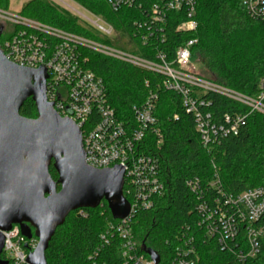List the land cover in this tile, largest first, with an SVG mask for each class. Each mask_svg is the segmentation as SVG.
<instances>
[{
	"label": "trees",
	"instance_id": "obj_1",
	"mask_svg": "<svg viewBox=\"0 0 264 264\" xmlns=\"http://www.w3.org/2000/svg\"><path fill=\"white\" fill-rule=\"evenodd\" d=\"M76 1L110 23L116 37L127 43L129 50L115 45L92 25L48 0L25 2L20 15L149 60L155 59L158 48L167 51L172 58L178 46L189 39H197L193 54L215 81L251 97L259 93L258 83L264 76V19L252 17L243 0H196L198 25L195 31H176V25L182 19L176 13H170L165 42L152 41L146 46L132 37L133 24L135 20L144 18L145 8L155 0H144V9L124 7L118 11L113 10L107 0ZM8 5L9 0H0L1 9L8 10ZM18 27L16 25L15 29ZM2 36L0 30V41ZM78 50L87 60V67L103 79L108 100L126 126H136L134 108L145 102L151 90L158 93L154 115L162 144L157 146L158 137L151 129L143 148L159 157L160 176L165 189L163 195L154 197L151 208L140 210L133 220V233L141 244L140 252L144 253L142 244L145 243L159 254L162 264H171L176 247L186 237L193 239L199 264H264V243L255 257L240 262L235 253L230 249L222 250L217 240L198 226L200 214L196 206L200 200L187 185L188 180L198 178L201 185L207 187L217 172L227 193L238 194L246 189L264 187V114L251 112L237 134L227 135L219 144L209 148L202 143L196 131L195 118L184 108L180 95L158 86L165 75L91 47L79 46ZM203 98L209 101L203 110L210 112L215 122H223L228 114L249 111L246 105L217 92L210 91ZM20 113L26 117L37 116L31 97L25 101ZM50 172L57 179L58 174L52 165ZM208 192L218 193L211 189ZM116 221L118 219L113 217L105 200L96 208L71 212L49 243L47 263L125 264L121 256V239L114 236L108 244H103L101 239L107 224ZM259 224L264 225V216ZM32 232V237L37 239L33 228ZM239 240L244 247L243 232ZM239 247L231 243L233 251Z\"/></svg>",
	"mask_w": 264,
	"mask_h": 264
},
{
	"label": "built area",
	"instance_id": "obj_2",
	"mask_svg": "<svg viewBox=\"0 0 264 264\" xmlns=\"http://www.w3.org/2000/svg\"><path fill=\"white\" fill-rule=\"evenodd\" d=\"M55 1L69 6L65 0ZM107 1L115 11L124 7L144 9V0ZM243 2L252 17L264 19V0ZM196 5V0H155L149 8H145L144 18L134 21L132 37L144 46L157 40L165 42L170 13H176L182 19L176 25V31H195L198 25L195 19ZM75 12L82 14L76 10ZM84 16L98 31L116 36L114 27L101 16L95 15L98 18L94 20ZM6 21L12 22L14 29L8 38L0 41L1 50L8 60L19 66L46 68L47 99L61 116L71 118L80 127L87 164L98 169L116 165L124 168L123 193L128 198L129 213L126 217L107 224L101 234L103 244H108L110 238L118 236L125 264H162L161 257L159 263H155L145 252H140L141 244L135 239L132 227L136 214L140 210L151 208L154 197L163 195L165 189L160 176L159 157L143 148L151 129L158 137L157 146L162 144V135L155 127L157 119L154 115L158 93L151 90L145 102L134 108L136 126H126L108 100L103 79L87 67V60L82 58L79 46L91 47L165 75L166 78L158 86L180 95L184 108L195 118L196 131L202 143L209 148L219 144L225 136L237 134L251 112L264 114V76L258 83L259 93L251 97L229 89L213 78H204L197 71L192 64V49L197 39H189L178 46L172 58H169L167 51L158 48L155 59L149 60L21 15L13 16L0 8L2 32ZM16 25L19 27L15 29ZM210 91L246 105L248 113L228 114L223 122H215L212 114L203 110L209 105V101L203 96ZM187 185L200 200L196 206L200 214L198 226L209 237H214L222 250L230 249L240 262H245L260 252L264 243V225L259 224L264 216V187L246 189L238 194L227 193L222 188L217 172L207 187L202 186L198 178L188 180ZM210 189L218 193L209 194ZM242 232L244 247L239 243ZM3 234L5 242L2 259L7 264H27V256L37 246L38 238L23 236L19 225H13L11 230L3 231ZM192 242V238H183L182 244L176 247L171 264H199ZM231 243H235L236 247L240 246L239 249L233 251Z\"/></svg>",
	"mask_w": 264,
	"mask_h": 264
},
{
	"label": "water",
	"instance_id": "obj_3",
	"mask_svg": "<svg viewBox=\"0 0 264 264\" xmlns=\"http://www.w3.org/2000/svg\"><path fill=\"white\" fill-rule=\"evenodd\" d=\"M47 79L46 68L19 66L0 48V264L8 263L1 257L3 231L13 225H19L27 238L32 237L33 228L38 237L27 264H48L49 243L71 212L96 208L105 200L115 219L129 213L123 193L124 168L98 169L87 164L82 131L48 101ZM30 97L36 117L20 113ZM51 165L57 179L50 172ZM142 249L159 263L155 250L145 243Z\"/></svg>",
	"mask_w": 264,
	"mask_h": 264
},
{
	"label": "rangeland",
	"instance_id": "obj_4",
	"mask_svg": "<svg viewBox=\"0 0 264 264\" xmlns=\"http://www.w3.org/2000/svg\"><path fill=\"white\" fill-rule=\"evenodd\" d=\"M29 0H9V5H8V10L7 12L10 13L13 16H20V11L22 9L23 3L27 2ZM50 1L52 4L59 6L60 8L64 9L65 11L69 12L70 14H74L76 16L79 17V20L82 19L83 21L87 22L88 24H90V22L86 19V17L84 15H86L87 17H89L90 19H97L98 17L95 16L93 13L89 12L87 9H85L84 7H82L76 0H65L69 6L65 5V4H61L58 1L55 0H48ZM72 7V8H71ZM74 9V10H73ZM78 11L82 14H79L77 12ZM84 14V15H83ZM91 25V24H90ZM13 23L10 21H6V26H5V30L3 32V36H2V40L8 38L12 32L13 29ZM102 33V32H101ZM104 35V37L106 39L112 40L115 45H121V48L123 49H127V43H123L120 40V37H116V36H108L104 33H102ZM129 49H127L128 51ZM126 52V51H125ZM192 64L194 65V67L197 69V71L204 76V78L210 79L212 78L211 73L207 70V68L199 61V58L193 54L192 55Z\"/></svg>",
	"mask_w": 264,
	"mask_h": 264
},
{
	"label": "crops",
	"instance_id": "obj_5",
	"mask_svg": "<svg viewBox=\"0 0 264 264\" xmlns=\"http://www.w3.org/2000/svg\"><path fill=\"white\" fill-rule=\"evenodd\" d=\"M24 4V3H23Z\"/></svg>",
	"mask_w": 264,
	"mask_h": 264
}]
</instances>
